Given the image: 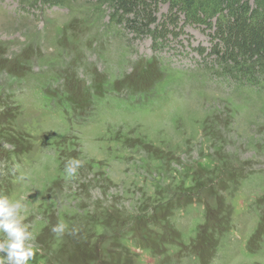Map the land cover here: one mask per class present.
Instances as JSON below:
<instances>
[{
    "label": "rangeland",
    "instance_id": "obj_1",
    "mask_svg": "<svg viewBox=\"0 0 264 264\" xmlns=\"http://www.w3.org/2000/svg\"><path fill=\"white\" fill-rule=\"evenodd\" d=\"M172 4L154 42L108 2L0 0V197L29 264H264V88Z\"/></svg>",
    "mask_w": 264,
    "mask_h": 264
},
{
    "label": "trees",
    "instance_id": "obj_2",
    "mask_svg": "<svg viewBox=\"0 0 264 264\" xmlns=\"http://www.w3.org/2000/svg\"><path fill=\"white\" fill-rule=\"evenodd\" d=\"M61 1L40 0L51 6L61 5ZM97 1L108 2L114 20L123 23L131 32L146 31L154 42L163 36L165 24L162 23V31L154 24V5L163 0ZM167 1H173L172 8L189 22H203L208 26L214 17L213 38L217 39L214 53L223 73L237 86L264 88V0L254 1L253 8L248 6V1L239 3V0Z\"/></svg>",
    "mask_w": 264,
    "mask_h": 264
},
{
    "label": "clouds",
    "instance_id": "obj_3",
    "mask_svg": "<svg viewBox=\"0 0 264 264\" xmlns=\"http://www.w3.org/2000/svg\"><path fill=\"white\" fill-rule=\"evenodd\" d=\"M19 202L10 203L7 197H0V264H29L35 258V251L28 243L33 239L32 233L21 225L23 217L18 218ZM56 232L57 229H52Z\"/></svg>",
    "mask_w": 264,
    "mask_h": 264
}]
</instances>
